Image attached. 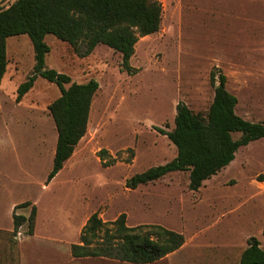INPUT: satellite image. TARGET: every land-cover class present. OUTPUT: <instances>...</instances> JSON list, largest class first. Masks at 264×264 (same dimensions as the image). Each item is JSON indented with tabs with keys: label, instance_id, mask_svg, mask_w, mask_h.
<instances>
[{
	"label": "rangeland",
	"instance_id": "obj_1",
	"mask_svg": "<svg viewBox=\"0 0 264 264\" xmlns=\"http://www.w3.org/2000/svg\"><path fill=\"white\" fill-rule=\"evenodd\" d=\"M9 1L15 0H0ZM159 1L161 26L136 43L135 73L123 70L121 54L104 44L83 55L45 36L47 67L73 82H99L79 158L50 182L58 133L48 106L60 87L38 76L18 102V87L35 65L34 48L27 34L7 38L9 65L0 85V264H134L71 254L94 212L104 221L125 213L130 226L161 224L183 233L181 248L146 264H237L251 236L264 248V138L240 147L198 190L189 188V171L126 186L132 175L176 157L177 147L160 129H173L180 101L207 113L214 69L227 76L236 112L264 121V0ZM101 149L107 150L102 157ZM25 201L31 205L16 213L29 216L37 207L34 238L27 222L13 229L12 211Z\"/></svg>",
	"mask_w": 264,
	"mask_h": 264
},
{
	"label": "trees",
	"instance_id": "obj_2",
	"mask_svg": "<svg viewBox=\"0 0 264 264\" xmlns=\"http://www.w3.org/2000/svg\"><path fill=\"white\" fill-rule=\"evenodd\" d=\"M162 10L159 0H15L7 7L0 6V84L9 65L7 38L27 34L34 48L35 65L18 87L17 101L33 87L38 76L60 87V96L48 106L58 136L47 182L60 172L85 136L99 82L93 78L73 82L69 75L47 67L46 54L51 47L45 36L53 34L83 55L104 44L121 54L123 70L135 73L130 61L136 43L140 37L160 29ZM210 81L214 97L206 114L180 101L173 129H160L177 147L176 157L132 175L126 180L127 187L134 189L175 171H189V188L198 190L205 180L235 159L240 147L264 138V121L248 120L236 112L238 98L227 89V76L221 69L211 71ZM235 133H239L237 138ZM106 152L101 149L100 157ZM29 205L30 201L15 205V232L27 222V233L33 234L37 207L32 206L29 216L16 213L17 208ZM184 242L183 233L161 224L130 226L125 213L104 221L94 212L81 229L79 242L71 245V254L146 264L178 250ZM237 264H264V248L256 236L248 239Z\"/></svg>",
	"mask_w": 264,
	"mask_h": 264
},
{
	"label": "crops",
	"instance_id": "obj_3",
	"mask_svg": "<svg viewBox=\"0 0 264 264\" xmlns=\"http://www.w3.org/2000/svg\"><path fill=\"white\" fill-rule=\"evenodd\" d=\"M11 3H10V1L8 2V3H6V2H0V6H5V7H7V6H9ZM1 85V84H0ZM83 139V138H82ZM81 139V140H82ZM81 140H80V142H81ZM56 142H57V138H56ZM79 142V143H80ZM79 143H78V145L76 146V148H75V151H74V153L72 154V156L67 160V162H70V161H72L73 162V160H77L79 157L77 156V149H78V146H79ZM56 148V147H55ZM54 154H55V151H54ZM53 154V155H54ZM66 162V163H67ZM66 163H65V165H66ZM64 165V166H65ZM64 168V167H63ZM62 168V169H63ZM61 169V170H62ZM60 170V171H61ZM13 212H14V209H13V211H12V214H13ZM12 221H13V217H12ZM1 230V229H0ZM9 231V230H8ZM37 235V233L36 234H32V235H29V238H34L35 236ZM72 245V244H71ZM20 249H18V252H19V254H20V257L21 258H23V260H24V246H23V244L19 247ZM71 251V250H70ZM21 254H23V256L21 255ZM21 258H20V260H21ZM21 263H22V261H21ZM23 264H28L25 260L23 261ZM52 264H76V261H66V262H61V261H57V260H54L53 261V263Z\"/></svg>",
	"mask_w": 264,
	"mask_h": 264
}]
</instances>
